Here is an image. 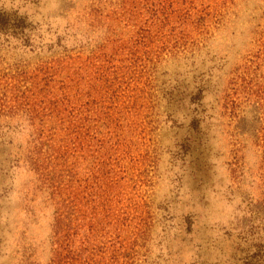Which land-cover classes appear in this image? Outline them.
<instances>
[{"label": "rangeland", "instance_id": "obj_1", "mask_svg": "<svg viewBox=\"0 0 264 264\" xmlns=\"http://www.w3.org/2000/svg\"><path fill=\"white\" fill-rule=\"evenodd\" d=\"M91 1L0 0V264H264V0L149 1L139 34ZM54 95L84 130L31 167L21 111ZM52 184L85 216L60 259Z\"/></svg>", "mask_w": 264, "mask_h": 264}, {"label": "trees", "instance_id": "obj_2", "mask_svg": "<svg viewBox=\"0 0 264 264\" xmlns=\"http://www.w3.org/2000/svg\"><path fill=\"white\" fill-rule=\"evenodd\" d=\"M149 1L153 2L156 0H92L83 8V17L92 28L105 26L110 34L114 33L115 24L132 27L131 23H129L132 20L134 21L135 32L139 34V24H145L149 27L148 21L143 17L146 16ZM126 43L129 44V41L126 40ZM104 48L105 46L102 49ZM73 64L75 65L74 62ZM68 92L70 93V91ZM84 93H88V91ZM243 94L248 101H254L259 104L261 109H263L264 116V85L258 88L256 86L244 87ZM63 98H58L54 95L48 103L39 102L36 98L28 103L29 105L25 110L21 111V116H26L32 124V128L35 131V141L37 140L38 143L31 157V163L29 164L31 167H61L56 163L57 154L53 147L55 140L50 138L51 131H58L55 125L59 126L61 123L60 126L63 130L76 132L75 134H80L84 130V118L78 112L70 111L67 108L70 104L69 100H62ZM48 138L52 142L48 141L47 147H45V139ZM58 156L61 158L60 153ZM70 167H75V164L73 163ZM41 177L44 184L50 186L49 189H51L50 183L47 184L49 179L45 175H41ZM63 187L65 186L63 185ZM63 187L62 184H52V204L56 206V218L60 222L54 236L55 251L59 254L57 256L59 259L72 247V238L69 239L64 235L66 226L71 223L74 224V221L78 218L83 217L85 220L84 214L76 213L81 193H76V187H71L67 189L68 193L64 194L65 191H62ZM56 189H59L57 194L55 193ZM68 235L70 236V233Z\"/></svg>", "mask_w": 264, "mask_h": 264}]
</instances>
